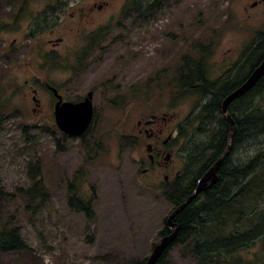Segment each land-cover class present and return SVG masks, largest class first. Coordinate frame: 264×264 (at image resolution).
I'll use <instances>...</instances> for the list:
<instances>
[{"label": "rangeland", "instance_id": "obj_1", "mask_svg": "<svg viewBox=\"0 0 264 264\" xmlns=\"http://www.w3.org/2000/svg\"><path fill=\"white\" fill-rule=\"evenodd\" d=\"M125 3L27 0L19 12L23 0H0V26L6 25L0 29V186L16 193L0 203V227L12 216L26 244L0 251V264H136L148 257L173 203L164 194V171L142 172L148 140L139 130L150 114H166L165 136L204 101L164 93L176 89L185 56L194 60L206 47L204 67L216 80L264 31V0H167L148 12ZM46 9L54 24L30 35L33 19ZM96 30L99 45L72 70ZM46 83L64 100L93 91V119L83 136L61 138ZM258 139L236 159H247ZM180 145L181 139V170ZM80 168L84 179L74 177ZM71 192L91 200L93 219L70 206ZM164 262L200 264L176 244Z\"/></svg>", "mask_w": 264, "mask_h": 264}, {"label": "trees", "instance_id": "obj_2", "mask_svg": "<svg viewBox=\"0 0 264 264\" xmlns=\"http://www.w3.org/2000/svg\"><path fill=\"white\" fill-rule=\"evenodd\" d=\"M166 1L126 0L124 7L148 12ZM26 2L23 0L19 12ZM50 21L46 9L33 19L30 35L51 27L54 23ZM5 27L1 25L0 29ZM103 29L105 27L98 30ZM99 31L87 36L71 66L72 70L75 71L86 59L87 53L99 45ZM205 50L206 47L197 49L194 60L185 56L177 70L178 95L193 93L204 98V101L178 128L177 138L181 139L180 153L185 163L182 170L184 174L188 172L192 181L189 185L183 184L182 173L177 191L166 192L174 208L192 194L200 174L218 160L229 142L230 147L217 168V181L193 197L174 216V223L181 227L155 264H165V255L175 244L183 255H193L200 264H264V74L249 90L229 102L228 112L235 126L231 140V124L221 109L225 96L240 85L264 57V31L257 33L256 39L244 51L235 67L216 80H211L205 70ZM2 117L0 113V124ZM61 134L63 140L69 137ZM258 138L259 145L247 159H236L242 147L253 139L259 142ZM58 146L64 149L59 143ZM85 175L86 172L80 168L74 177L84 179ZM76 178L69 183L70 191L76 187ZM71 194L70 206L83 212L88 219H93L91 200L78 197L73 192ZM14 195L15 192H7L0 186V203ZM11 219L12 216L0 227L1 252L20 251L26 247L19 227ZM170 232L165 222L159 231V238ZM146 259L136 264H144Z\"/></svg>", "mask_w": 264, "mask_h": 264}, {"label": "water", "instance_id": "obj_3", "mask_svg": "<svg viewBox=\"0 0 264 264\" xmlns=\"http://www.w3.org/2000/svg\"><path fill=\"white\" fill-rule=\"evenodd\" d=\"M264 74V57L260 62L253 68L249 73L247 78L238 85L235 89L229 92L222 101V112L228 118L231 124V131L229 139L231 140L233 131L235 129L234 121L228 112L229 102L249 90ZM48 88L52 91L56 98L53 107V115L55 125L58 130L68 136L80 137L83 135L92 123L93 119V91H88L87 94L80 101L64 100L63 96L59 93L57 88L48 85ZM230 147V142L223 154L218 158V160L208 169V171L198 180L194 192L181 204L175 207L169 215L166 217V224L172 231L161 237L158 243H156L149 256L145 260L144 264H155L161 257L163 252L169 247L170 243L174 240L179 230V224H175L173 219L174 216L184 208V206L190 202V200L195 197L202 190L211 187L218 179L217 168L221 163L224 155L228 152ZM210 179L208 185L206 181Z\"/></svg>", "mask_w": 264, "mask_h": 264}, {"label": "flooded vegetation", "instance_id": "obj_4", "mask_svg": "<svg viewBox=\"0 0 264 264\" xmlns=\"http://www.w3.org/2000/svg\"><path fill=\"white\" fill-rule=\"evenodd\" d=\"M170 82L172 84L173 81L171 80ZM45 85L48 88V85H51V84L46 83ZM48 89L50 90V88ZM153 90L155 92H158V90L160 89L155 88ZM161 92H163V90H161ZM164 93L174 96L175 93L178 94V88L176 87V89H173V88L167 89V91H165ZM140 124H141V121H138V125ZM167 125H168V117H166V114L162 116H159L157 114H150L149 117L145 119L144 121V127L139 130V132L141 133L143 132V134L145 135V138L148 140L146 142L148 165L142 170V172H147L151 168H155V167L163 170L164 171L163 172V179H164L163 189H164L165 195H166V192L168 191L170 192L177 191L178 184H179V178H180V175H182L183 173L182 169L185 164L184 159L182 158V169L180 170L178 167V146H177L178 145L177 135H178L179 125H176L175 128L174 127L170 129L167 128L166 135L163 136ZM208 169H206L204 172H202V174H200L198 180L208 171ZM188 177H189V174L187 172L186 174H184L183 178H181V181L183 182V184L188 183L189 185V183L192 181L191 179L189 180ZM209 182H210V179L206 181L205 185H208ZM188 185L187 186L183 185V186L185 188H189ZM173 209H174V205H173ZM170 229L172 231V228Z\"/></svg>", "mask_w": 264, "mask_h": 264}, {"label": "bare ground", "instance_id": "obj_5", "mask_svg": "<svg viewBox=\"0 0 264 264\" xmlns=\"http://www.w3.org/2000/svg\"><path fill=\"white\" fill-rule=\"evenodd\" d=\"M224 156H225V155H224ZM179 226H180V224H179ZM180 227H181V226H180ZM180 227H179V228H180Z\"/></svg>", "mask_w": 264, "mask_h": 264}]
</instances>
